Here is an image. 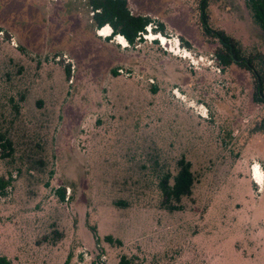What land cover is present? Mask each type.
I'll return each mask as SVG.
<instances>
[{
  "label": "rangeland",
  "instance_id": "374dc122",
  "mask_svg": "<svg viewBox=\"0 0 264 264\" xmlns=\"http://www.w3.org/2000/svg\"><path fill=\"white\" fill-rule=\"evenodd\" d=\"M197 2L126 0L151 20L129 43L97 26L90 0H0L12 264H264V84L260 100L249 70L216 57ZM208 13L242 55L264 56L246 0H209ZM180 159L191 193L165 203L159 182Z\"/></svg>",
  "mask_w": 264,
  "mask_h": 264
},
{
  "label": "trees",
  "instance_id": "16d2710c",
  "mask_svg": "<svg viewBox=\"0 0 264 264\" xmlns=\"http://www.w3.org/2000/svg\"><path fill=\"white\" fill-rule=\"evenodd\" d=\"M199 21L204 34L212 35L220 43L216 50V57L225 65L235 62L236 64L249 70L257 82V96L262 100L261 92L264 84V56L245 57L241 53L239 43L229 36L223 30H213L210 28L208 6L209 0H198ZM246 5L250 9L254 21L264 31V0H246ZM90 6L93 9L92 19L97 26L108 24L112 27V33L121 34L129 43H133L136 38H141L145 28L150 26L151 20L147 16L133 15L127 9L126 0H90ZM261 63V67L255 66V61ZM179 170L173 177L172 183L169 182V176H165L159 182V188L163 201L179 200L181 196L189 195L194 183V177L190 170V163L180 159L178 162ZM94 235L95 231H94ZM105 240L108 243L120 244L118 239L107 235ZM0 264H12L11 260L0 254ZM67 264V261L65 262ZM92 264H97L92 262ZM118 264H130L126 256H121Z\"/></svg>",
  "mask_w": 264,
  "mask_h": 264
},
{
  "label": "bare ground",
  "instance_id": "6f19581e",
  "mask_svg": "<svg viewBox=\"0 0 264 264\" xmlns=\"http://www.w3.org/2000/svg\"><path fill=\"white\" fill-rule=\"evenodd\" d=\"M258 172H259V170H258ZM260 180V179H259Z\"/></svg>",
  "mask_w": 264,
  "mask_h": 264
}]
</instances>
